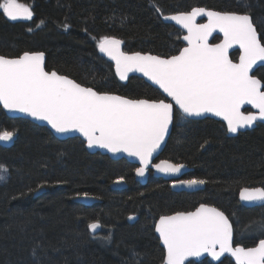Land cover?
<instances>
[{"label":"trees","instance_id":"16d2710c","mask_svg":"<svg viewBox=\"0 0 264 264\" xmlns=\"http://www.w3.org/2000/svg\"><path fill=\"white\" fill-rule=\"evenodd\" d=\"M19 2L31 7L32 19L12 21L0 9L1 55L39 50L47 70L131 98L162 95L140 77L126 82L116 77L112 64L98 54L104 36L121 40L127 52L169 56L179 50L181 33L161 17L204 7L250 14L264 43V0ZM258 76L264 81V67ZM4 130L15 135L11 146L0 143V165L7 169L0 183V264H159L164 252L153 233L154 219L200 202L231 218L236 243L250 246L264 236V206L246 208L237 201L240 187H264V124L229 137L214 119L175 117L160 157L192 167L186 178L205 181L194 192L172 191L168 182L152 177L141 185L125 160L88 153L81 139L59 140L45 127L8 117L0 107ZM121 177L127 188L111 189L110 183ZM84 193L97 202H77ZM130 214L138 216L133 223L127 221ZM94 221L101 223L97 235L88 229ZM217 264L234 263L224 258Z\"/></svg>","mask_w":264,"mask_h":264},{"label":"snow or ice","instance_id":"6c2138e0","mask_svg":"<svg viewBox=\"0 0 264 264\" xmlns=\"http://www.w3.org/2000/svg\"><path fill=\"white\" fill-rule=\"evenodd\" d=\"M0 9L11 20H31L33 16L31 7L19 0H0ZM202 14L207 15L208 22L196 24V17ZM170 19L187 29L183 39L188 46L168 58L125 53L120 48L122 41L115 37L99 40L100 52L115 61L120 80L128 79L130 72H141L159 85L186 116L213 113L227 121L232 133L252 126L257 119L264 120V83L250 74L258 61H264V43L252 17L247 13L193 8ZM217 29L224 39L210 45L208 37ZM233 45H239L241 50L238 63L229 58L228 50ZM244 104L254 106L258 113H243ZM0 105L46 121L57 133L79 132L90 148L98 146L137 157L141 167L136 172L140 176L164 141L174 115L173 104L163 99H129L99 92L57 71H46L45 53L28 51L13 58L0 55ZM14 135L12 131H0V141H9ZM155 167L161 172L176 173L183 165L161 161ZM0 170L7 172L2 165ZM4 178L0 174V180ZM122 180L123 177L117 182ZM179 183L191 187L205 181L189 179ZM240 197L248 202H264V187L243 188ZM88 227L96 231L100 225L97 221ZM155 231L166 249L164 264H185L189 257L204 253L215 259L230 253L236 264H264V239L255 247H233L228 217L206 204L195 211L160 216Z\"/></svg>","mask_w":264,"mask_h":264},{"label":"water","instance_id":"95a60500","mask_svg":"<svg viewBox=\"0 0 264 264\" xmlns=\"http://www.w3.org/2000/svg\"><path fill=\"white\" fill-rule=\"evenodd\" d=\"M195 8H204V7H195ZM193 9V8H192ZM191 9V10H192ZM204 9H206V10H210V11H216V10H212V9H207V8H204ZM191 10H189V11H186V12H191ZM217 12H232V11H217ZM179 13H181V12H178V13H174V14H170V15H166V16H162L161 18H162V20L164 21V22H167V23H170V24H172L173 26H175L177 29H179V30H181V31H183L184 32V35L181 37V40L183 41V43H184V46L180 49V51L183 49V48H185V47H187L188 46V42L187 41H185L184 39H183V37L184 36H186V35H188V32H187V29H185V28H183L180 24H178L175 20H172V19H170V17L171 16H173V15H177V14H179ZM237 13H240V14H244L243 12H237ZM250 15V14H249ZM251 16V15H250ZM201 21V22H200ZM208 22V17H207V15L206 14H202V15H200V16H197L196 17V20H195V23L196 24H204V23H207ZM255 25V24H254ZM257 29V28H256ZM258 32V31H257ZM258 35H259V32H258ZM215 36H219L220 37V41L219 42H216V43H211V40L213 39V37H215ZM259 38H260V35H259ZM224 39V36H223V33L222 32H220L218 29L217 30H215V31H213L210 35H209V37H208V43L211 45V44H218V43H220L222 40ZM120 48H121V51H123V52H125L124 50H123V43L121 44V46H120ZM235 50H237L238 52H239V54H238V56H237V59L236 60H233V62H239V57H240V54H241V50H240V48H239V45H233L229 50H228V54H229V58L231 59V57H230V54L233 52V51H235ZM179 51V52H180ZM28 52H42V51H28ZM138 52V51H137ZM179 52L177 53V54H175V55H178L179 54ZM24 53V52H23ZM23 53H21L20 55H22ZM98 53H99V55L101 56V57H103L106 61H108V62H110L112 65H113V69H114V73L116 74V71H115V61H113L110 57H108L105 53H102V52H100V50L98 49ZM125 53H128V54H132V53H135V52H125ZM139 53H141V54H148V55H153V56H160V55H157V54H154V53H150V52H139ZM1 55V54H0ZM4 56V55H3ZM19 56V55H18ZM171 56H174V55H171ZM7 57H9V56H7ZM14 57H17V56H14ZM161 57H163V58H168V57H165V56H161ZM170 57V56H169ZM9 58H13V57H9ZM45 62H46V56H45ZM261 66H264V61H258L257 62V64H255L254 66H253V69H252V71H251V75L254 73V71L257 69V68H259V67H261ZM45 70L46 71H55V70H47L46 69V66H45ZM60 74V73H59ZM60 75H63V74H60ZM116 76L119 78V76L116 74ZM130 76H137V77H140V78H142L145 82H147L148 84H150L151 86H153L154 88H156V89H158L159 90V92L164 96V98H166V99H168V102L169 103H172V104H174L175 105V102L171 99V97H168L167 96V94L166 93H164L163 92V89H161L160 87H159V85H157V84H155L153 81H151V80H149L148 79V77H146V76H144L143 75V73H141V72H138V71H133V72H130V73H128V78L130 77ZM69 77V76H68ZM70 79H72L71 77H69ZM120 79V78H119ZM74 80V79H73ZM127 80V79H126ZM126 80H122V81H126ZM77 82V81H76ZM78 83V82H77ZM82 85V84H81ZM84 86V85H83ZM85 87H88V86H85ZM94 89V88H93ZM94 90H96V89H94ZM97 91V90H96ZM111 94H115V93H111ZM115 95H118V94H115ZM120 96V95H119ZM130 99V98H129ZM245 106H250L251 108H252V111H254L255 113H258V109H256L254 106H252V105H250V104H244V105H242L241 106V111H242V109L245 107ZM0 107L2 108V110L5 112V114L8 116V117H10V118H22V119H27V120H29V121H31V122H33V123H35L36 125H38V126H42V127H46V128H48L51 132H52V134L57 138V139H60V140H65V139H68V138H75V137H77V138H80L82 141H84L85 142V146H86V149L89 151V152H100L101 154H105V155H108L110 158H112V159H118V158H120V157H125V158H127L129 161H135V160H139L137 157H134V156H130V155H128V153H126V152H123V151H121V152H116V153H113V152H110L108 149H105V148H100V147H98V146H94V147H88V144H87V140H86V138L81 134V133H79V132H76V131H70V132H66V133H57L54 129H52V127H51V125H49L46 121H43V120H37V119H35V118H33V117H31V116H29V115H27V114H25V113H21V112H18V111H9V110H7V109H4L3 108V106L2 105H0ZM175 107L177 108V109H179L178 108V106H176L175 105ZM180 110V109H179ZM181 111V110H180ZM182 112V111H181ZM183 113V112H182ZM184 114V113H183ZM185 115V114H184ZM206 116H211V117H214V118H216V119H219V120H221V121H223V122H225V124L227 125V121H225L224 119H223V117H221V116H216L215 114H213V113H204V114H202L201 116H187V117H190V118H203V117H206ZM256 121H260V122H263L264 123V120H260V119H257ZM255 123V122H254ZM254 123L252 124V126H250V127H244L245 129H247V128H252L253 126H254ZM172 124V123H171ZM171 124L169 125V130H168V133L166 134V136H165V139H164V141L161 143V145H160V147L152 154V157H151V160H150V162L155 158V157H157L159 154H160V152L162 151V149L164 148V146H165V144H166V141H167V138H168V136H169V133H170V129H171ZM228 128V127H227ZM241 129H243V128H239L238 129V131L239 130H241ZM237 131V132H238ZM229 132V131H228ZM236 132V133H237ZM236 133H232V132H229V135H235ZM0 143H1V145L2 146H4V147H9V146H11L12 145V143H13V138L11 139V140H9V141H0ZM166 161V160H165ZM150 162H149V164H148V166H147V168L150 166ZM161 162V161H160ZM159 162V163H160ZM169 162V161H168ZM158 163V164H159ZM169 163H171V162H169ZM138 164H140V161H139V163ZM173 164V163H172ZM141 165V164H140ZM181 165V164H180ZM153 168H154V170H155V176H163L164 178H167V179H174V178H179V177H181V175L183 174V172H185V171H187V167L185 166V165H183V167L180 169V171L179 172H176V173H165V172H161V171H159L156 167H155V165H153L152 166ZM146 171V170H145ZM147 172V171H146ZM121 184V185H120ZM120 185V186H119ZM123 186H125V184L123 183V182H115L114 184H112L111 185V187L112 188H120V187H123ZM204 186V184H200V185H195V186H188V185H185V184H180L179 183V181H177V182H174L172 185H171V187H172V189L173 190H175V191H181V190H193V189H196V188H199V187H203ZM251 189V188H250ZM242 190V189H241ZM241 192V191H240ZM239 200L245 205V206H254V205H260V204H263L264 202H261V201H255V202H248V201H244V200H242L241 199V197H240V193H239ZM76 201L77 202H80V203H83V204H87V205H90V204H92V203H95L96 201H97V199L95 198V197H90V196H81V197H78L77 199H76ZM207 205V204H206ZM200 206V205H199ZM198 206V207H199ZM210 206V205H209ZM197 207V208H198ZM211 207H213V206H211ZM216 208V207H215ZM218 209V208H217ZM193 211H195V209L193 210ZM221 211V210H220ZM226 216V215H225ZM159 221V220H158ZM157 221V222H158ZM230 222V221H229ZM233 228V227H232ZM89 231H90V233L91 234H94L96 231H93V230H91L90 228H89ZM156 234H157V236H158V238H159V233H157L156 232ZM159 240H160V238H159ZM259 242V241H258ZM258 242L254 245V246H251V247H255L257 244H258ZM160 244L163 246V248L165 249V247H164V245H163V243H162V241L160 240ZM236 246H241V245H234L233 244V247H236ZM242 247H244V246H242ZM245 248H249V247H245ZM217 250H219L218 248H217ZM205 256H209L214 262H218V261H220L223 257H225V256H227V257H230L231 258V260L233 261V263L234 264H236V261H235V258L234 257H232L231 256V254L230 253H224L219 259H215V258H213L210 254H208V253H204L203 255H201L200 257H189L187 260H189V259H192V258H194L195 260H199V259H201V258H203V257H205ZM165 257H166V249H165ZM186 260V261H187ZM186 261H185V263H186ZM162 264H164V262L162 263Z\"/></svg>","mask_w":264,"mask_h":264},{"label":"flooded vegetation","instance_id":"af4514ba","mask_svg":"<svg viewBox=\"0 0 264 264\" xmlns=\"http://www.w3.org/2000/svg\"><path fill=\"white\" fill-rule=\"evenodd\" d=\"M7 17V16H6ZM8 18V17H7ZM9 19V18H8ZM11 20V19H10ZM17 20H24V19H17ZM17 20H12V21H17ZM201 22V21H200ZM179 30V29H178ZM180 33H181V35H180V42H181V46H180V48H179V50L176 52V53H174V54H172V55H175V54H177L179 51H180V49L184 46V43H183V41L181 40V37L184 35V32L183 31H181L180 30ZM220 41V37L219 36H215V37H213V39L211 40V43H216V42H219ZM262 43V42H261ZM99 49V48H98ZM124 50V49H123ZM39 51V50H38ZM125 52H127V51H125ZM151 53V52H150ZM99 54V53H98ZM155 54V53H154ZM238 54H239V52L237 51V50H235V51H233L231 54H230V57H231V59L232 60H236L237 59V56H238ZM20 55V54H19ZM157 55H159V54H157ZM18 56V55H17ZM160 56H162V55H160ZM169 56H171V55H169ZM169 56H165V57H169ZM9 57H14V56H9ZM103 58V57H102ZM108 62V61H107ZM110 63V62H109ZM113 66V65H112ZM261 67H264V66H261ZM261 67H259V68H257L255 71H254V73L252 74V75H254V76H256L258 79H260L261 81H262V83H264V81L258 76V71H259V69L261 68ZM114 70V69H113ZM116 75V74H115ZM117 77V76H116ZM118 78V77H117ZM119 79V78H118ZM120 80V79H119ZM128 80V79H127ZM126 80V81H127ZM121 82H126V81H122V80H120ZM147 83V82H146ZM150 85V84H149ZM151 86V85H150ZM153 87V86H152ZM158 90V89H157ZM262 90H264V89H262ZM98 91V90H97ZM159 91V90H158ZM99 92H102V91H99ZM108 93H114V92H108ZM115 94H117V93H115ZM161 94V93H160ZM118 95H120V94H118ZM162 95V94H161ZM120 96H123V95H120ZM124 97H127V98H130V99H147V98H131V97H128V96H124ZM161 99H163V100H165V102H168V99H166V98H164V96L162 95V98H159V99H149V100H161ZM242 112L243 113H245V114H248V113H250V112H252V113H255L254 111H252V108L250 107V106H245L243 109H242ZM173 113H174V115H173V121H172V124H171V129H170V133H171V130H172V127H173V123H174V121H175V117H177V116H180V117H182L183 119H185V120H202V119H205V118H211V119H214V120H216V121H219V122H221L222 124H223V126H224V129H225V132H226V135L227 136H229V137H234V136H237L240 132H245V131H251V130H253L255 127H257L258 125H260V124H264L263 122H260V121H255V123H254V126L252 127V128H247V129H245V128H243V129H241V130H239L235 135H229V132H228V128H227V125L225 124V122H223V121H221V120H219V119H216V118H214V117H211V116H206V117H203V118H190V117H187L186 115H184L179 109H177L176 107H175V105L173 104ZM46 128V127H45ZM46 129H48V128H46ZM49 130V129H48ZM50 131V130H49ZM51 132V131H50ZM170 133H169V135H170ZM51 134H52V132H51ZM53 135V134H52ZM54 136V135H53ZM55 137V136H54ZM56 138V137H55ZM76 138V137H75ZM168 138H169V136H168ZM168 138H167V140H168ZM69 139V138H68ZM80 139V138H79ZM60 140V139H59ZM166 143H167V141H166ZM166 145V144H165ZM165 147V146H164ZM84 148H85V150L88 152V153H99V154H101L100 152H89L87 149H86V146H85V143H84ZM164 149V148H163ZM162 149V150H163ZM162 152V151H161ZM161 152H160V154H161ZM160 154L157 156V157H155L151 162H150V166L146 169V171H145V173H144V175L143 176H140V175H138L137 174V172H136V169L137 168H139V167H141V165L140 164H138L139 163V160H135V161H129L127 158H125V157H120V158H118V159H112V158H110L108 155H105V154H101V155H104V156H107L108 158H110V159H112V160H120V159H123V160H125L126 162H128V163H130L131 164V166L133 167V179L136 181V182H138L139 184H141V185H145L146 183H147V181L149 180V178H156V179H162L163 181H166V182H168V184H169V188L172 190V191H175V190H173L172 189V187H171V185L174 183V182H177V181H183V180H189V178H186V175L190 172V171H192V167H190V166H188L187 164H185V163H177V162H173V161H170V160H168V159H165V158H161L160 157ZM169 161V162H171V163H173V164H181V165H185L188 169H187V171H185V172H183V174L181 175V177H179V178H174V179H167V178H164L163 176H155V170H154V168L152 167L153 165H156V164H158L160 161ZM118 180H120V178H117V179H115V180H113L111 183H110V188L111 189H114V190H123V189H125V188H127V182L123 179L122 180V182L125 184V186H123V187H120V188H112L111 187V185L112 184H114L115 182H117ZM121 185V184H120ZM119 185V186H120ZM204 185H205V183H204ZM260 187H262V186H243V187H240L239 189H238V192H237V201H238V203L241 205V206H243V207H246V208H256V207H262V206H264V203L263 204H260V205H254V206H245L240 200H239V193H240V191H241V189H243V188H260ZM204 188V186L203 187H199V188H196V189H193V190H181V191H175V192H194V191H197V190H200V189H203ZM97 202V201H96ZM95 202V203H96ZM92 204H94V203H92ZM92 204H90V205H92ZM201 204H207V205H210V206H213V207H216V208H218L219 210H221L227 217H228V219H229V221H230V223H231V225H232V227H233V244L234 245H241V246H244L243 244H239V243H236L235 242V224H234V222L231 220V218L222 210V209H220L219 207H217V206H215V205H213V204H209V203H206V202H200V203H198L195 207H193L192 209H189V210H179V211H174V212H171V213H163V214H159L155 219H154V224H153V233H154V235H155V237L157 238V240H158V243H159V245H160V247L163 249V252H164V254H163V259H162V261L159 263V264H162L163 262H164V259H165V249L163 248V246L160 244V240H159V238H158V236H157V234H156V231H155V224L157 223V221L159 220V218H160V216H162V215H172V214H174V213H176V212H189V211H193L194 209H196L199 205H201ZM130 217H131V219H130ZM137 218H138V216L136 215V214H130V215H128V217H127V221L129 222V223H133V222H135L136 220H137ZM94 222H97V221H94ZM99 222V221H98ZM92 223V222H91ZM90 224V223H89ZM99 225H100V227L96 230V232L94 233V234H91V235H97L98 233H100V231H101V223L99 222ZM89 228V227H88ZM90 232V231H89ZM261 239H264V236L263 237H261V238H259L258 240H256L255 241V243H253L252 245H250V246H244V247H251V246H254L259 240H261ZM224 258H229L230 260H231V258L230 257H227V256H225V257H223L220 261H222ZM203 260H208V261H210L211 263H213V264H217V263H219L220 261H218V262H214L209 256H205V257H203V258H201V259H199V260H195L194 258H192V259H189V260H187L186 261V263L185 264H189V263H191V262H194V263H199V262H201V261H203ZM232 261V260H231ZM233 262V261H232Z\"/></svg>","mask_w":264,"mask_h":264},{"label":"rangeland","instance_id":"374dc122","mask_svg":"<svg viewBox=\"0 0 264 264\" xmlns=\"http://www.w3.org/2000/svg\"><path fill=\"white\" fill-rule=\"evenodd\" d=\"M0 174H3L4 175V179L3 180H0V183L4 182L6 179H7V172L6 173H3L2 170H0ZM80 196H83V194L77 196L76 198L80 197ZM88 196H92V195H89Z\"/></svg>","mask_w":264,"mask_h":264},{"label":"bare ground","instance_id":"6f19581e","mask_svg":"<svg viewBox=\"0 0 264 264\" xmlns=\"http://www.w3.org/2000/svg\"><path fill=\"white\" fill-rule=\"evenodd\" d=\"M84 142V141H83ZM85 143V142H84ZM84 196V195H83ZM88 196V195H87ZM81 197V196H80ZM90 197H93V196H90ZM77 198H75V200H76ZM83 204V203H82ZM85 205H87V204H85ZM89 229V228H88Z\"/></svg>","mask_w":264,"mask_h":264}]
</instances>
